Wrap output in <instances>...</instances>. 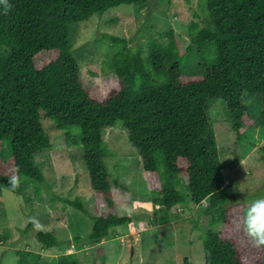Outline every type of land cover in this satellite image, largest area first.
Wrapping results in <instances>:
<instances>
[{"label":"trees","instance_id":"16d2710c","mask_svg":"<svg viewBox=\"0 0 264 264\" xmlns=\"http://www.w3.org/2000/svg\"><path fill=\"white\" fill-rule=\"evenodd\" d=\"M192 0H187L191 2ZM149 0H8L0 5V195L3 183L15 177L21 191L25 179L42 183L44 173L36 155L52 146L40 121V111L60 126L79 128L81 137L67 133L69 144L83 147L91 175L96 208H113L116 192L126 189L104 163L105 129L121 120L143 159L144 175L171 208L186 200L170 181L164 183L159 164L170 177L186 172L195 203L207 202L203 212L220 230L204 238L206 264H263L261 247L243 229L244 212L229 205L218 139L210 115V100H225L232 130L241 138L247 114L245 93L264 105V0H202L195 12L197 27L184 47L174 30L168 43L151 39L147 55L131 39L109 34L115 47V77L90 88L80 75L72 51L74 23L103 15L122 3L147 5ZM202 21V23H200ZM197 48L203 72L184 75L182 62ZM264 114V108L263 112ZM11 141L8 159L3 144ZM264 158V144L261 147ZM4 158V159H3ZM6 181V182H5ZM92 214L80 196L61 197ZM91 231L73 244L101 243L111 231L133 224L130 215L95 214ZM29 222L25 229H29ZM44 248L64 241L40 229ZM65 244H68L65 241ZM99 252H104L99 247ZM105 253V252H104ZM18 264H45L41 252L18 249ZM76 253H61L56 264H78ZM105 264V263H102ZM183 264H193L185 256Z\"/></svg>","mask_w":264,"mask_h":264},{"label":"rangeland","instance_id":"374dc122","mask_svg":"<svg viewBox=\"0 0 264 264\" xmlns=\"http://www.w3.org/2000/svg\"><path fill=\"white\" fill-rule=\"evenodd\" d=\"M201 1L149 0L147 5L122 3L103 15L77 22L72 27V51L80 65L84 84L94 88L115 77V47L111 34L130 38V45L141 47L147 55L148 43L155 38L168 43L165 34L174 30L182 45L191 43L197 27L195 12H201ZM202 23V21H200ZM110 34V35H109ZM195 47L182 62L184 75L203 72ZM247 114L243 137L233 130L225 100H210V115L218 139L219 155L231 198L229 205L244 213L249 203L264 197V105L256 95L245 93ZM39 118L52 140V146L36 155V163L44 173L42 183L25 179L21 191H14L10 182L3 183L0 195V264H18V249L41 252L45 264H56L61 253L75 252L78 264H183L188 256L193 264H206L204 238L209 229L220 230L219 222L212 226L210 216L203 212L206 201L195 203L186 172L170 177L163 164L159 170L163 182L170 181L182 191L186 200L171 208L162 203L157 192L144 175L143 159L129 139V131L121 120L106 127L104 163L114 178L126 189L116 192L113 208H96L85 150L69 144L67 133L81 137L75 126H60L56 119L40 111ZM11 141L3 144V155L8 159ZM3 158V159H4ZM21 181L19 180V183ZM18 183V184H19ZM80 196L92 213H84L61 199ZM130 215V227L123 225L104 238L101 243L73 244L76 236H86L94 223L95 214ZM32 222L29 229L26 225ZM38 222V226H37ZM45 229L64 241L59 246L44 248L36 238L37 230ZM65 241L68 244H65ZM99 247L104 252H99ZM264 254V246H261ZM264 264V263H263Z\"/></svg>","mask_w":264,"mask_h":264},{"label":"clouds","instance_id":"9594fccd","mask_svg":"<svg viewBox=\"0 0 264 264\" xmlns=\"http://www.w3.org/2000/svg\"><path fill=\"white\" fill-rule=\"evenodd\" d=\"M0 5L4 6L6 12L11 8L8 0H0ZM10 183L18 185L15 177L10 179ZM243 229L255 246H264V197L256 198L249 203L243 218Z\"/></svg>","mask_w":264,"mask_h":264}]
</instances>
